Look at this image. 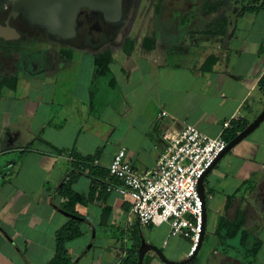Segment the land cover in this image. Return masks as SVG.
<instances>
[{
  "label": "crops",
  "instance_id": "crops-1",
  "mask_svg": "<svg viewBox=\"0 0 264 264\" xmlns=\"http://www.w3.org/2000/svg\"><path fill=\"white\" fill-rule=\"evenodd\" d=\"M177 2L184 5L180 37L156 22L147 44L146 38L99 49L59 43L55 51L0 53V264H50L58 232L73 219L80 235L65 243L70 264H138L143 241L172 262L190 258V239L171 236L168 224H140L131 199L113 189L121 183L109 166L126 148L145 174L157 166L166 137L187 123L224 137L235 122L249 125L260 115L264 8L242 12L253 5L238 10L237 0H212L220 4L214 10H204V0ZM103 56L111 57L104 69L96 66ZM258 153L224 175L213 247L200 257L207 209L202 246L189 264H264V154ZM85 158L98 161L91 165L96 177L80 170ZM249 160L260 163L257 170L247 171ZM239 223L244 243L241 230L231 236ZM142 264L169 263L148 250Z\"/></svg>",
  "mask_w": 264,
  "mask_h": 264
},
{
  "label": "built area",
  "instance_id": "built-area-1",
  "mask_svg": "<svg viewBox=\"0 0 264 264\" xmlns=\"http://www.w3.org/2000/svg\"><path fill=\"white\" fill-rule=\"evenodd\" d=\"M225 127L229 128L230 123ZM166 139L167 145L154 169L140 174L127 158L126 148H122L115 154L109 173L121 183L113 189L131 199L132 212L140 224H168L171 236L190 239L192 257L204 231V201L199 183L228 142L223 136L211 137L189 123ZM84 163L81 161L79 166L82 168ZM92 164L98 165V161Z\"/></svg>",
  "mask_w": 264,
  "mask_h": 264
},
{
  "label": "rangeland",
  "instance_id": "rangeland-1",
  "mask_svg": "<svg viewBox=\"0 0 264 264\" xmlns=\"http://www.w3.org/2000/svg\"><path fill=\"white\" fill-rule=\"evenodd\" d=\"M178 0H172V6H168L165 0H128L125 13L123 14V20L117 23L114 27H111L113 34H110V39L113 45L116 44H129L135 45L138 43H144V39L147 42H152V39H148L147 34H151L156 22L165 31H169L171 34H178L181 36V31L184 32V5ZM184 2V0H181ZM262 0H237V9L241 10L244 3L249 5H261ZM204 10H214L220 7V4L213 3L212 0H204ZM168 6V7H166ZM234 11V9H233ZM29 25V24H28ZM25 42L28 48L37 49L46 47L58 50L60 47L59 42L48 38V35L43 31L41 27H26L25 28ZM263 146H259V145ZM256 150L259 151L258 156L261 157L264 154V123L255 132L250 134L245 140L239 143L236 147L230 150L216 165L210 173V177L206 180V197H207V209L209 212L208 217V229L205 239L204 248L201 251L200 257L206 252L210 251L215 241L214 235L211 233L213 229V223L219 218L222 213V209L225 205V193H224V175L236 174L241 170V163H245L244 157H253L251 153L256 154ZM248 153V154H247ZM257 157L256 159H259ZM255 158V157H254ZM255 159V160H256ZM262 159V158H261ZM264 159V157H263ZM255 160H249V166L247 171H252V167L255 170L258 169L259 164ZM258 166V167H257ZM246 177V176H245ZM244 177V178H245ZM209 178V180H208ZM260 196V195H259ZM259 196H256V202H260ZM264 238V233L262 234ZM233 252V251H229ZM264 261V254L260 257Z\"/></svg>",
  "mask_w": 264,
  "mask_h": 264
},
{
  "label": "water",
  "instance_id": "water-1",
  "mask_svg": "<svg viewBox=\"0 0 264 264\" xmlns=\"http://www.w3.org/2000/svg\"><path fill=\"white\" fill-rule=\"evenodd\" d=\"M12 6L11 16L14 18L22 15L31 25L43 27L47 33L57 40H69L76 36V23L78 15L82 9L87 8L103 14L104 19L110 23H116L123 18V0H7ZM5 29H10L12 34L19 37L17 29L9 25ZM264 122V110L251 122L236 138L228 143L224 152L220 154L212 167L205 173L199 183V191L204 201L203 234L195 254L184 262H172L163 252L146 241H143L138 264L143 263L144 256L148 250H155L165 262L169 264H189L196 257L200 250L204 238L207 223V197L205 188V178L209 172L215 168L226 153L236 147L250 134H252ZM63 184V183H62ZM68 216H72L66 213Z\"/></svg>",
  "mask_w": 264,
  "mask_h": 264
},
{
  "label": "flooded vegetation",
  "instance_id": "flooded-vegetation-1",
  "mask_svg": "<svg viewBox=\"0 0 264 264\" xmlns=\"http://www.w3.org/2000/svg\"><path fill=\"white\" fill-rule=\"evenodd\" d=\"M127 2L128 0H123V14L125 13ZM168 6H172V1L168 3ZM11 13V4H9L7 0H0V27H5L7 23H9V25L17 29L20 33L19 37L15 35H12L11 37H6L4 35L0 36V53H6L9 50H14L21 54L23 49H28V45H26L25 42V28L41 26L31 25L26 19L23 18L22 15L14 18L13 16H11ZM122 20H120L119 22H121ZM119 22H107L104 19L102 13L84 8L78 15L76 23V36L72 39L57 40L51 37L43 27L41 28L48 35V38H51L54 41L57 40V42H59L60 44L76 47L89 46L94 49H99L112 43V39H110L109 36L110 34H113V32L111 31V27H114Z\"/></svg>",
  "mask_w": 264,
  "mask_h": 264
},
{
  "label": "trees",
  "instance_id": "trees-1",
  "mask_svg": "<svg viewBox=\"0 0 264 264\" xmlns=\"http://www.w3.org/2000/svg\"><path fill=\"white\" fill-rule=\"evenodd\" d=\"M259 1V0H256ZM260 7L264 8V0H262L261 5H259ZM257 8L256 5H253L252 7H244L242 12L245 11H255ZM148 40H146V44L149 43L147 42ZM106 62H103L105 61ZM111 62V57H105L103 56L98 57L96 60V66L99 68H108L109 63ZM259 88L260 90H262L264 92V75L262 76V78L259 81ZM248 126V122H245L243 124H238V123H234L233 128L227 130L224 134V138L227 140V142H231L234 138H236V136L238 135V133L242 132L246 127ZM85 163L83 164V167L80 168V170L82 172H88L90 175H92L93 177H96V174L91 171V167L93 166V162L94 159L93 158H85ZM83 162V161H82ZM92 165V166H91ZM89 166V167H88ZM86 167H88L86 169ZM90 169V170H89ZM78 221L77 220H71L70 224H68V226L62 228L58 234H57V253L55 258L53 259V261L50 264H70L68 255H67V250L65 248V243L69 240H72L76 237H78L80 235V229L77 226ZM242 232V243L245 242V240L247 239L248 235L247 233L243 230V223H239L233 231V235L231 236H235L237 231ZM256 249H253V253H255Z\"/></svg>",
  "mask_w": 264,
  "mask_h": 264
},
{
  "label": "bare ground",
  "instance_id": "bare-ground-1",
  "mask_svg": "<svg viewBox=\"0 0 264 264\" xmlns=\"http://www.w3.org/2000/svg\"><path fill=\"white\" fill-rule=\"evenodd\" d=\"M3 29V32H0V36H6V37H11L13 34H12V31L10 29H5V28H1L0 27V30Z\"/></svg>",
  "mask_w": 264,
  "mask_h": 264
}]
</instances>
